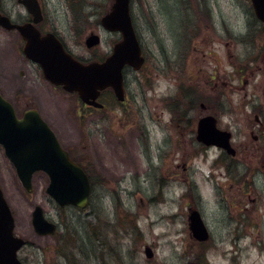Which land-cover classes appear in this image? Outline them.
Here are the masks:
<instances>
[{
  "label": "rangeland",
  "instance_id": "obj_1",
  "mask_svg": "<svg viewBox=\"0 0 264 264\" xmlns=\"http://www.w3.org/2000/svg\"><path fill=\"white\" fill-rule=\"evenodd\" d=\"M140 1L143 41L156 56L130 82L126 110H108L104 124L100 114L87 122L76 94L54 89L43 76L36 81L62 145L92 164L88 205L59 207L44 173L27 193L0 149V184L15 233L29 241L19 257L25 264H264V134L254 138L256 114L264 111V23L251 0ZM8 4L17 11L16 2ZM89 5L88 29L78 36L68 31L74 24L67 27L64 1L54 2L57 29L80 54L111 1ZM0 44V58L16 72L17 39L0 34ZM214 112L232 133L234 157L196 140V118ZM37 204L58 224L53 235L33 230ZM191 207L209 228L205 241L191 235Z\"/></svg>",
  "mask_w": 264,
  "mask_h": 264
},
{
  "label": "water",
  "instance_id": "obj_2",
  "mask_svg": "<svg viewBox=\"0 0 264 264\" xmlns=\"http://www.w3.org/2000/svg\"><path fill=\"white\" fill-rule=\"evenodd\" d=\"M258 19L264 22V0H251ZM32 11L39 12L35 0H25ZM102 25L112 31H121L123 41L115 47L114 53L104 62L84 63L67 52L62 42L53 33L42 36L32 24L17 25L11 19L0 15V24L7 28L17 27L26 35V54L38 62L47 80L62 85L68 92H77L80 98L97 107L101 90L112 87L119 100L125 99L123 67L131 64L138 69L144 61L141 46L137 39L130 17V0H115L111 11L101 20ZM100 42L97 34L86 39L88 47ZM231 132L216 125L212 115L201 119L198 139L206 145H216L230 154L236 150L231 145ZM0 143L9 159L16 167L17 174L27 191H32V176L43 170L49 176L47 193L59 206H87L91 182L87 173L63 148L53 129L43 119L39 111L29 110L19 118L13 106L0 94ZM32 224L39 235H51L56 223L50 221L41 205L32 212ZM189 227L196 240L209 238V230L199 210L190 209ZM15 218L0 186V264H23L18 251L27 241L14 233ZM148 257L153 256L151 247L146 246Z\"/></svg>",
  "mask_w": 264,
  "mask_h": 264
},
{
  "label": "flooded vegetation",
  "instance_id": "obj_3",
  "mask_svg": "<svg viewBox=\"0 0 264 264\" xmlns=\"http://www.w3.org/2000/svg\"><path fill=\"white\" fill-rule=\"evenodd\" d=\"M8 1L10 0H0V15L10 18L11 22L17 25L32 24L37 30H39L42 36L48 33L55 34L62 42L66 51L70 52L76 59L84 63H90L95 61L98 62L106 61L114 53L117 44L123 41V34L121 32L108 30L101 24L102 17L111 9L114 0H110L111 5L109 7V10H107V12L104 13L103 16L100 18L99 30H93L90 33V34H98L100 38V42L91 47H88L85 44L86 46L85 54L74 52L67 45L65 41L66 36L64 35V33H62V31H59L57 29V20H58V16L59 17L61 16V13L57 10V8H54V2L56 0H35L39 5V9H40L39 12L32 11L31 9H29V7L25 3V0H13L14 2H16V5L18 7L17 11H15V9L8 4ZM62 1H64L65 3L66 14L64 13L63 14H64V18H67L68 20L67 27H70L74 24L73 25L74 29L70 27L68 31L70 33L75 32L78 36H80V34L82 35L84 31L88 29L85 27L89 24V17H90L89 0H62ZM130 14L136 36L141 46V55L144 57V62L143 64H141V66L138 69H136L133 65L128 63L124 65L123 80H124L125 100L123 101L118 100L115 91L111 87H107L104 90H102L99 97L97 98V101L99 103H102L103 106L96 107L93 104L83 102L80 98H79L80 100L78 99L77 111L79 112L78 113L79 118L81 119L83 118L87 122L93 121L95 123L93 116L100 114L102 119L98 118V123L104 124V122H107L109 119L108 117H106L105 114L108 110L111 109L113 111V107H117V106L123 107L126 110L128 108V105H131L130 82L136 79L140 80L139 78L140 76L142 77V73L146 70L149 60L151 61L152 58L156 56V54L153 53V51L149 47H146L143 41L140 21L141 18L145 17L146 15L142 9V2L140 0H131ZM0 34L3 37H5V34H7L10 38L12 37L13 39L14 38L17 39V46L15 45L17 63L16 65H14L17 71L14 72L13 67L11 68L9 63L4 61L5 60L4 58H0V94L6 101H8L13 106L18 117H23L25 113L29 110H36L39 111V113L43 116V118L48 122L47 118L52 115V108L51 105H49V103L47 102L46 98L41 93V87H39L36 82L37 79L40 78L41 76L44 77L43 69L38 62L32 60L27 56L26 35L23 32H21L17 27L7 28L1 24H0ZM104 39H106V43H104L105 42ZM1 49H3V47ZM130 76H132L131 79H129ZM146 76L149 77L150 75L146 73ZM50 84L54 89L63 88L62 86H57L52 83ZM73 94H76L78 96L77 93H73ZM263 103L264 102L260 103L259 106L260 110H262L261 105ZM201 107L205 108V105L201 103ZM263 112L264 111H260V114L259 113L256 114L257 127L256 126L254 127V129L257 128V132H258L257 134H255L254 137L256 140H258L264 134V130H263L264 121L260 118V115H262ZM209 115H212L216 118V125L218 128L220 129L223 128L220 125L221 121L219 120L217 112H214V114L207 113L204 115H200L198 118H196L197 119L196 128H195L196 140L204 146L207 145L204 144L202 141H200L197 137L198 128L201 119ZM223 130H227V129H223ZM64 148L68 150L71 159L77 162L88 174L91 182V193H92L95 188L94 175L92 174L93 169H91L92 164H87L84 161L81 162L75 159L71 155L70 150L66 147ZM0 149H2L3 155L8 158L5 149L1 144H0ZM236 155H237V149H236V154L234 156ZM230 156L234 157L233 155ZM36 173H44V172L42 171L35 172L33 175V179ZM28 244L29 241L27 245Z\"/></svg>",
  "mask_w": 264,
  "mask_h": 264
}]
</instances>
